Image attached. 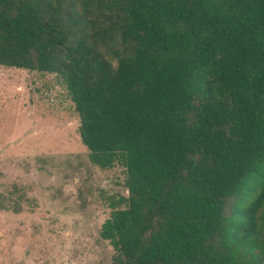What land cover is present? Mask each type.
<instances>
[{"label":"trees","instance_id":"obj_1","mask_svg":"<svg viewBox=\"0 0 264 264\" xmlns=\"http://www.w3.org/2000/svg\"><path fill=\"white\" fill-rule=\"evenodd\" d=\"M0 66L60 78L123 167L110 264H264V0H0Z\"/></svg>","mask_w":264,"mask_h":264},{"label":"rangeland","instance_id":"obj_2","mask_svg":"<svg viewBox=\"0 0 264 264\" xmlns=\"http://www.w3.org/2000/svg\"><path fill=\"white\" fill-rule=\"evenodd\" d=\"M119 43L102 48L113 65ZM78 124L60 78L0 66V264H110L99 231L125 171L94 165Z\"/></svg>","mask_w":264,"mask_h":264}]
</instances>
